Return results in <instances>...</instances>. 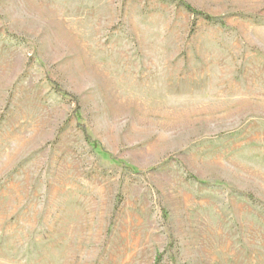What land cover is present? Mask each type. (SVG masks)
Returning <instances> with one entry per match:
<instances>
[{
    "label": "rangeland",
    "instance_id": "rangeland-1",
    "mask_svg": "<svg viewBox=\"0 0 264 264\" xmlns=\"http://www.w3.org/2000/svg\"><path fill=\"white\" fill-rule=\"evenodd\" d=\"M0 264H264V0H0Z\"/></svg>",
    "mask_w": 264,
    "mask_h": 264
},
{
    "label": "trees",
    "instance_id": "trees-1",
    "mask_svg": "<svg viewBox=\"0 0 264 264\" xmlns=\"http://www.w3.org/2000/svg\"><path fill=\"white\" fill-rule=\"evenodd\" d=\"M184 6L187 8V10H189L190 12H193V13H197V14H199V15H203L202 13H199V12H197V11H194V9L192 8V7H190L189 5H185L184 4ZM204 17L206 18V19H208V20H212V18L210 17V16H207V15H204ZM87 138H88V140H90V137H89V135L87 136ZM94 145V144H93ZM95 148V147H94Z\"/></svg>",
    "mask_w": 264,
    "mask_h": 264
}]
</instances>
